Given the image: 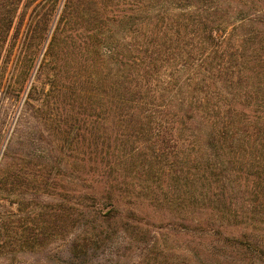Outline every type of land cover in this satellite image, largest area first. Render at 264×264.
Instances as JSON below:
<instances>
[{"label":"trees","instance_id":"obj_1","mask_svg":"<svg viewBox=\"0 0 264 264\" xmlns=\"http://www.w3.org/2000/svg\"><path fill=\"white\" fill-rule=\"evenodd\" d=\"M38 62L25 105L84 191L75 259L122 228L132 264H264V0H0V91ZM144 206L191 229L181 252Z\"/></svg>","mask_w":264,"mask_h":264},{"label":"rangeland","instance_id":"obj_2","mask_svg":"<svg viewBox=\"0 0 264 264\" xmlns=\"http://www.w3.org/2000/svg\"><path fill=\"white\" fill-rule=\"evenodd\" d=\"M39 64L23 93L0 91V169H5L0 174V264H132L136 254L132 251L124 257L125 250L118 245L128 235L122 228L110 234L119 236L110 239L106 247L82 261L71 253L75 237L84 235L87 226L79 222L73 230L69 210L72 206L82 209L84 191L66 155L47 154L53 138L34 118V109L25 105L33 87L50 89L37 73ZM20 164L25 165L21 173L17 171ZM17 173L15 179L12 175ZM143 208L150 215L147 220L155 225L147 235L170 236L176 249L185 243L183 235H195L191 229L185 231L176 222L165 221L168 218L161 212ZM113 227L120 225L116 222Z\"/></svg>","mask_w":264,"mask_h":264}]
</instances>
